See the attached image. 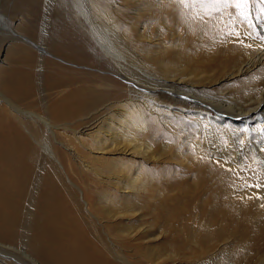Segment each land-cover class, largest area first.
<instances>
[{
  "label": "rangeland",
  "instance_id": "rangeland-1",
  "mask_svg": "<svg viewBox=\"0 0 264 264\" xmlns=\"http://www.w3.org/2000/svg\"><path fill=\"white\" fill-rule=\"evenodd\" d=\"M235 2L0 0V264L264 261V108L229 118L264 94V0ZM138 105L150 157L96 143Z\"/></svg>",
  "mask_w": 264,
  "mask_h": 264
},
{
  "label": "bare ground",
  "instance_id": "bare-ground-1",
  "mask_svg": "<svg viewBox=\"0 0 264 264\" xmlns=\"http://www.w3.org/2000/svg\"><path fill=\"white\" fill-rule=\"evenodd\" d=\"M84 13V12H83ZM260 31L261 33L264 35V28L260 26ZM252 62V61H251ZM250 63V62H249ZM248 66V65H247ZM251 66V65H250ZM252 67V66H251ZM247 70V69H246ZM240 72V70H238ZM244 71V70H243ZM246 72V71H245ZM243 72H241L242 74ZM171 78H174V82L171 83V88L173 90H179L180 86H177L176 84H180V83H186L188 85V79L185 78V75L183 74H178L176 72H173L170 74ZM192 78L190 79L191 82H194V78L198 77V75L194 74L191 76ZM179 81V82H178ZM189 87V86H188ZM182 90V89H180ZM191 90V89H190ZM150 93V92H149ZM154 93V92H153ZM264 95V94H263ZM259 97V99L256 102V105L254 107H251L249 109H244L243 112H241L239 115H234V116H230L229 118H231L232 121H235L236 119H238L237 117L241 116L243 118H248L250 117V112L251 111H258L261 108H264V96ZM195 96V95H194ZM257 99V98H256ZM255 99V100H256ZM6 103L9 105L10 102L6 101ZM141 104H144L146 106L150 105L148 102H146V100L141 101ZM12 111L14 110L11 105L9 106ZM144 108L140 107V105H138V108L133 109L132 111L128 110V115L124 117V120L116 122V127L115 126H110L109 124L106 125V129L104 130V132L101 134V136L96 135L95 137L97 138V142L96 143H108L109 146L112 147V151H118L119 154L122 155H126V156H142L140 158H147L150 157L149 155L152 154V145L150 144V137H151V133L150 130L148 129L150 123L148 119H143V111ZM241 110V109H240ZM65 112L66 109H65ZM223 117V116H222ZM227 118V119H229ZM240 118V117H239ZM148 120V121H147ZM213 123H215L216 121H212ZM234 123V122H232ZM152 125V124H151ZM150 125V126H151ZM10 128V127H9ZM8 129V128H7ZM6 130V129H5ZM149 130V132H148ZM259 130L261 132H263L264 134V123L260 124L259 126ZM98 149L100 151H103L102 147H98ZM260 152V151H259ZM259 155V154H258ZM256 158V156H255ZM254 158V159H255ZM262 162V161H261ZM257 163V162H256ZM259 167L260 168H264V166L262 164H260L259 162ZM22 173V170L19 169H14L13 174H16L17 178H20ZM135 178H131V180H134ZM17 181V180H16ZM44 186L43 181L40 180L39 184H38V190H42ZM55 195H52L49 193L48 197H47V202L50 200H52L54 198ZM1 197V196H0ZM1 203V201H0ZM6 203V202H5ZM31 203V202H30ZM3 204V203H2ZM37 206H39L38 203L36 202H32L31 203V207L32 209L31 212L33 210H35L37 208ZM2 207V206H0ZM14 208V207H13ZM15 209V208H14ZM38 209V208H37ZM11 211V210H10ZM11 214V213H10ZM5 215V214H4ZM31 216V215H30ZM61 217V216H60ZM58 218V217H57ZM64 219V218H63ZM34 220V219H33ZM36 223V220H34ZM68 222V221H67ZM42 223V222H41ZM73 223V222H72ZM77 224V223H76ZM37 225V224H36ZM1 226V225H0ZM38 226V225H37ZM76 225L73 223L72 226L70 224V227H75ZM79 227V226H78ZM10 228V227H9ZM8 228V229H9ZM6 229V228H5ZM13 229V228H12ZM11 229V231H12ZM2 230V229H1ZM4 230V229H3ZM6 231V230H5ZM17 231V230H14ZM18 232V231H17ZM47 232V231H46ZM12 235L16 234L15 232H9ZM36 239V238H35ZM44 239V238H43ZM37 240V239H36ZM43 242V241H42ZM39 243H41L39 241ZM44 243V242H43ZM47 243V242H46ZM49 243V242H48ZM36 246V245H35ZM45 246V245H44ZM38 247V246H37ZM43 249V248H42ZM41 252V251H40ZM51 253V252H50ZM63 254V253H62ZM67 256V255H66ZM53 258V257H52ZM58 258V257H56ZM60 258V257H59ZM62 262H64V264H87L85 263V261L83 260H73L71 258H66V257H62ZM61 261V260H59ZM92 264H100L98 262H94ZM260 264H264V261H262Z\"/></svg>",
  "mask_w": 264,
  "mask_h": 264
},
{
  "label": "snow or ice",
  "instance_id": "snow-or-ice-1",
  "mask_svg": "<svg viewBox=\"0 0 264 264\" xmlns=\"http://www.w3.org/2000/svg\"><path fill=\"white\" fill-rule=\"evenodd\" d=\"M201 2H204V0H201ZM211 2H214L216 4H223L225 7L228 6L229 0H211ZM247 5V0H236L235 7L242 8ZM218 10V9H217Z\"/></svg>",
  "mask_w": 264,
  "mask_h": 264
}]
</instances>
